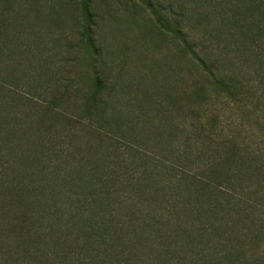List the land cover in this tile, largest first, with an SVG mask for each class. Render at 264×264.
<instances>
[{"label": "rangeland", "instance_id": "obj_1", "mask_svg": "<svg viewBox=\"0 0 264 264\" xmlns=\"http://www.w3.org/2000/svg\"><path fill=\"white\" fill-rule=\"evenodd\" d=\"M225 11V0H0V166H15L22 177L18 163L46 146L76 149L97 163L86 142L102 133L104 145L140 144L155 163L218 183L224 169H212L225 144L264 150L260 65L237 60L238 45L224 34ZM178 29L218 76L233 75L250 93L239 105L227 104ZM240 33L244 43L248 30ZM97 88L104 100L87 119L86 96ZM54 108L65 118L53 116ZM146 128L162 133L159 142L172 150L155 147ZM101 162L109 164L108 155ZM251 182L243 185L264 211V180ZM255 251L264 256V246Z\"/></svg>", "mask_w": 264, "mask_h": 264}, {"label": "trees", "instance_id": "obj_2", "mask_svg": "<svg viewBox=\"0 0 264 264\" xmlns=\"http://www.w3.org/2000/svg\"><path fill=\"white\" fill-rule=\"evenodd\" d=\"M225 8L224 34L236 41L237 60L250 57L259 64L263 83L264 0H225ZM238 27L248 30L244 43L237 38ZM178 33L227 104L239 105L250 93L239 89L233 75L218 76L187 33ZM102 100L98 88L86 96L85 118L96 114ZM51 112L65 118L56 108ZM161 134L148 135L169 153L172 145L159 142ZM100 136L86 142L96 149L97 163L79 150L46 146L18 163L22 177L15 176V166L11 172L0 166V264H264L263 253L255 251L264 246L263 205L243 185L264 180V150L255 153L236 140L225 144L212 169H224L217 183L155 163L140 144L104 145ZM106 155L107 165L101 162ZM87 160L92 162L86 165Z\"/></svg>", "mask_w": 264, "mask_h": 264}]
</instances>
